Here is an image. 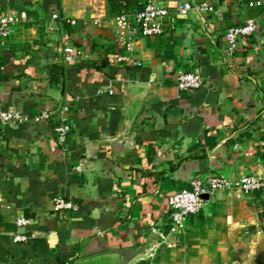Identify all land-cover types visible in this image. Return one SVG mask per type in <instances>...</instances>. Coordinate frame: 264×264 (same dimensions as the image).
I'll use <instances>...</instances> for the list:
<instances>
[{"label":"crops","instance_id":"crops-1","mask_svg":"<svg viewBox=\"0 0 264 264\" xmlns=\"http://www.w3.org/2000/svg\"><path fill=\"white\" fill-rule=\"evenodd\" d=\"M147 1L0 0V11L28 17L0 43V102L31 116L66 106L71 124L64 144L54 119L0 124V264H85L76 261L137 247L155 249L137 264H264L255 255L264 191L218 190L183 229L168 233V197L191 178L235 182L263 159L264 8L191 0L214 6L203 21L195 12L175 16L184 0H153L173 17L162 35L140 37L128 53L113 16ZM97 16L106 19L94 24ZM251 17L260 30L240 59L257 72L242 83L223 32ZM65 46L75 49L67 63ZM196 68L202 86L179 89L177 76ZM57 196L74 207L55 210ZM18 217L29 224L18 229ZM17 230L27 242L13 241Z\"/></svg>","mask_w":264,"mask_h":264},{"label":"built area","instance_id":"built-area-1","mask_svg":"<svg viewBox=\"0 0 264 264\" xmlns=\"http://www.w3.org/2000/svg\"><path fill=\"white\" fill-rule=\"evenodd\" d=\"M248 6L252 8L263 7L264 0H249ZM214 6L206 1H191L184 0L179 2L173 8L175 16H186L189 12H195L201 16L204 21L207 13H212ZM173 17L168 7L160 5L153 0L145 2L139 10L130 12L122 10L113 16V21L116 27L115 38L121 43L126 52L133 51L137 39L140 37H158L164 33L165 22ZM53 19H57L56 14L52 15ZM106 19L103 17H93L94 24H102ZM28 21L25 12L0 11V43H5L12 35L14 30L25 24ZM70 24H76L75 19L67 21ZM260 26L257 20L253 17L248 18L245 22L231 26L224 30L223 39L225 49L229 58L230 68L236 70L239 74L240 81L244 83L248 80H253L257 69L255 64L243 62L240 59V52L243 46H247L252 38L258 33ZM75 49L72 46L63 48V61L71 62L74 58ZM242 57V56H241ZM128 57H120L122 60H127ZM203 84V75L200 69L196 68L192 71H185L177 76V86L184 91H192L198 89ZM108 92L113 94V89L109 88ZM68 107L64 106L55 114L49 109H44L34 115H29L22 110L4 108L0 102V124L10 125L21 122L41 123L43 121H55L53 130L57 141L64 144L67 140L71 124L68 115ZM263 159L261 160L258 169L254 173L242 176L238 181L232 182L221 175H208L204 178L193 177L189 180L188 186L178 189L168 197L169 205V225L168 233H176L184 228L188 218L201 211L205 204L204 195H211L218 190H234L244 193L254 191H264V141L261 143ZM55 210H63L73 208L71 201L64 199L61 196L54 198ZM17 228H23L29 224V219L26 217H18L15 220ZM153 232L160 238H165L164 231L158 227H153ZM28 235L17 230L13 234V241L27 242Z\"/></svg>","mask_w":264,"mask_h":264},{"label":"water","instance_id":"water-1","mask_svg":"<svg viewBox=\"0 0 264 264\" xmlns=\"http://www.w3.org/2000/svg\"><path fill=\"white\" fill-rule=\"evenodd\" d=\"M209 195H204L207 199ZM154 247H137L125 249H107L86 257H82L76 263L85 264H137L146 260L154 253ZM257 259L264 261V239H260L255 247Z\"/></svg>","mask_w":264,"mask_h":264},{"label":"trees","instance_id":"trees-1","mask_svg":"<svg viewBox=\"0 0 264 264\" xmlns=\"http://www.w3.org/2000/svg\"><path fill=\"white\" fill-rule=\"evenodd\" d=\"M119 12H121V11H119ZM119 12H117L116 14H118ZM116 14H115V15H116Z\"/></svg>","mask_w":264,"mask_h":264}]
</instances>
